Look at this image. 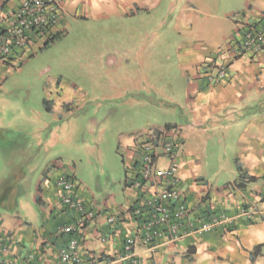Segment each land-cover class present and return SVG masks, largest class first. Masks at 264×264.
<instances>
[{
	"label": "crops",
	"instance_id": "crops-1",
	"mask_svg": "<svg viewBox=\"0 0 264 264\" xmlns=\"http://www.w3.org/2000/svg\"><path fill=\"white\" fill-rule=\"evenodd\" d=\"M22 1L0 0V30ZM63 6V17L54 34L63 33L69 19L93 16L106 21L141 18L156 22L161 29L155 27L151 37L165 40L171 32L178 39L165 59L175 57L174 65H135L132 69L135 86L149 92L144 101L166 105L162 124L145 129L141 135L147 140L151 132H173L179 143L177 186L189 210L178 241L165 239L153 249L138 247L144 264H264V53L257 58L247 54L220 57V51L233 38H241L240 28L255 22L264 11V0H64ZM171 16L175 23L167 32L164 22ZM222 44H227L225 49ZM210 58L228 64V76L220 83H211L201 75L203 62ZM25 67L0 62V93L11 91L15 96V88L28 76ZM154 78H160V83L151 81ZM59 94L57 100L62 106L75 100ZM133 100L141 101L135 93ZM12 102L15 108V98ZM43 103V121L37 110L32 112V107L26 106V119L11 122L10 128L23 130L19 124L27 123L39 130L40 122H46L49 133L54 130L64 114L58 115L47 99ZM50 114L59 119L49 123L46 116ZM5 125L0 121V135L11 131ZM131 136L119 142L125 178L130 179L138 176L132 154L137 140ZM15 153L21 157L10 156L2 163L5 168L0 169V193L9 177L23 171L19 187L11 191V203H0V247L5 249L0 264H63L59 253L68 237L60 235L57 228L72 221L74 212L60 202L56 179L62 173L75 174L81 182L80 197L98 208L95 220L81 237V264H120L116 257L125 239L141 226L127 210L144 193L120 179L118 194L98 198L83 187V180L72 167H53L56 161H50L35 171ZM158 164L166 169L171 161L162 156ZM243 209H250L252 216L244 215ZM224 215L231 218L230 223L208 232L201 230L204 223ZM110 216L116 217L114 223L108 221ZM257 247L261 251L255 256Z\"/></svg>",
	"mask_w": 264,
	"mask_h": 264
},
{
	"label": "rangeland",
	"instance_id": "rangeland-1",
	"mask_svg": "<svg viewBox=\"0 0 264 264\" xmlns=\"http://www.w3.org/2000/svg\"><path fill=\"white\" fill-rule=\"evenodd\" d=\"M173 17L164 22L167 32L175 23ZM155 27L161 29L156 22L141 18L106 21L93 16L79 17L69 19L66 30L48 48L41 50L46 41L37 39L34 54H25L16 63L26 65V81L15 88V96L11 91L0 93V121L11 130L0 135V169L5 168L2 163L10 156H20L15 152L35 171L42 164L61 161L76 170L89 193L98 198L118 194L119 181L126 176L120 140L132 135L139 142L146 141L141 134L162 124L166 108L148 105L144 100L149 98V92L135 86L132 75L135 65H174L175 57L171 61L165 59L174 51L178 39L171 32L166 41L151 37ZM55 29H51L50 38L58 34H54ZM141 79L146 81L144 76ZM159 80L151 81L160 83ZM60 92L75 100L62 106L57 100ZM134 93L140 102L133 100ZM11 95L17 101L15 108ZM44 99L58 115L64 114L54 130L49 133L46 122H40L39 130L27 123L19 124L23 130L16 128L15 132L10 128L11 122L18 124L26 119V106L32 107V112L37 110L39 120L43 121ZM53 119L59 118L46 116L49 123Z\"/></svg>",
	"mask_w": 264,
	"mask_h": 264
},
{
	"label": "built area",
	"instance_id": "built-area-1",
	"mask_svg": "<svg viewBox=\"0 0 264 264\" xmlns=\"http://www.w3.org/2000/svg\"><path fill=\"white\" fill-rule=\"evenodd\" d=\"M63 5L64 0H23L2 26L0 62L16 65L18 59L32 53L37 39L43 43L47 41L51 36V29L58 26L62 20ZM243 26L239 30L241 38L239 40L233 38L226 49L220 51L222 59H227L222 56L224 54L234 58L246 54L257 58L264 53V11L255 22ZM14 49L22 50V53L14 56L12 55ZM227 65L216 58L206 59L201 75L211 83H220L228 76ZM150 136V139L143 142L137 140L133 150L138 176L132 179L129 176L125 178L126 185L130 184L131 188L144 194L138 203L127 210L132 219L141 221V226L136 233L125 239L124 247L116 257L119 263L144 264L137 254L139 246L153 249L165 239L178 241L183 235L181 223L189 211L184 193L177 186L175 168L179 143L174 139L173 132L167 129L159 133L151 132ZM162 156L170 159V167L166 169L159 167L158 160ZM52 166L58 168L64 164L56 161ZM56 185L61 204L74 212L72 221L61 223L57 228L60 235L68 237L67 245L60 249L59 258L63 264H81V237L87 225L95 220L98 208L80 197L81 182L75 174L58 175ZM242 212L248 217L253 214L250 209H243ZM108 221L114 223L116 217L110 216ZM230 222L231 218L226 215L221 218L214 217L204 223L201 230L208 232L216 226ZM4 251V247H0V257Z\"/></svg>",
	"mask_w": 264,
	"mask_h": 264
},
{
	"label": "trees",
	"instance_id": "trees-1",
	"mask_svg": "<svg viewBox=\"0 0 264 264\" xmlns=\"http://www.w3.org/2000/svg\"><path fill=\"white\" fill-rule=\"evenodd\" d=\"M1 32V30H0ZM62 33H58L57 35L53 36L52 38H49L43 45L42 49L48 48L50 44H52L54 41H56L57 38L61 36ZM22 53V50L14 49L12 55L19 56ZM31 53L30 55H32ZM13 58V56H12ZM22 169L20 171H17L14 173L11 177L8 178L7 184L4 186V191L0 193V203L7 202V204L11 203L10 195L11 191L14 188H18L20 181L22 179ZM260 247H257L254 251L255 256H257L260 253ZM120 264H131L130 262H122Z\"/></svg>",
	"mask_w": 264,
	"mask_h": 264
}]
</instances>
